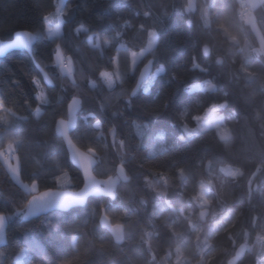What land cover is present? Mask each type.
I'll return each instance as SVG.
<instances>
[{
  "label": "trees",
  "instance_id": "1",
  "mask_svg": "<svg viewBox=\"0 0 264 264\" xmlns=\"http://www.w3.org/2000/svg\"><path fill=\"white\" fill-rule=\"evenodd\" d=\"M186 5L0 0V38L18 30L37 37L31 56L13 50L0 58V153L15 144L20 179L0 155V214L7 217L0 264H225L241 243L247 250L240 264H264V57L237 16L239 0H196L194 12ZM253 13L264 39V0ZM55 15L59 34L51 38L45 23ZM150 32L156 41L146 49ZM57 45L70 72L54 60ZM142 50L131 66V53ZM148 59L153 72L131 96ZM33 60L53 86L43 85ZM103 71L113 73V87L105 86ZM203 79L211 88L191 87ZM72 97L82 101L72 141L95 156L97 177L115 176L121 164L128 181L117 182L112 199L93 197L83 207L23 220L33 193L82 186L54 131ZM219 102L227 140L215 127L198 128V113ZM223 164L243 174L225 175ZM32 183L35 191L23 185ZM204 207L210 212L202 222L197 212ZM102 209L123 224L120 244L100 227Z\"/></svg>",
  "mask_w": 264,
  "mask_h": 264
},
{
  "label": "water",
  "instance_id": "2",
  "mask_svg": "<svg viewBox=\"0 0 264 264\" xmlns=\"http://www.w3.org/2000/svg\"><path fill=\"white\" fill-rule=\"evenodd\" d=\"M191 2L193 6L192 9L189 10L187 8L189 0H187V5L185 7L186 12L195 11L196 0H191ZM36 40L37 37L35 33L29 32L27 30L15 31L9 39L0 38V58L13 50H23L31 56L32 49ZM202 50L205 56L209 55V48L207 53H205L204 51V46ZM33 63L40 74L43 85L45 87L53 86L54 83L49 74L36 61L33 60ZM153 69L154 66L152 63V59H148L140 67L137 74L135 86L131 91V96H133V92L136 93L140 85L145 80H147V78L153 72ZM74 99L77 100L78 103H73ZM81 102V98L79 97H72L69 100V102L67 103V116L55 122L54 131L55 134L62 139L70 163L80 172L83 180L82 186L78 189L53 188L33 193L28 198L26 206L23 210L21 216L23 220L27 221L34 217L45 215L52 211L67 212L76 207H83L87 203L88 199L93 197H106L112 199L116 195L117 182L128 181V179H123V176H125L126 173L121 164L117 165L115 176H110L107 178L97 177L94 174V168L96 165L95 156L88 151L80 149L72 141L70 133L75 127L76 114L81 109ZM60 120H63V125L58 123ZM58 128L59 131H57ZM209 212L210 211L207 207L200 208L197 212L200 221L205 222L209 215ZM201 213H203V216L201 215ZM98 222L100 227L112 237L115 243L120 244L123 241V224L112 223L110 218L105 213L104 209L101 210ZM117 236H120L121 239L117 240ZM246 250V243L239 244L235 248L234 253L227 259L225 264H240L245 256Z\"/></svg>",
  "mask_w": 264,
  "mask_h": 264
},
{
  "label": "rangeland",
  "instance_id": "3",
  "mask_svg": "<svg viewBox=\"0 0 264 264\" xmlns=\"http://www.w3.org/2000/svg\"><path fill=\"white\" fill-rule=\"evenodd\" d=\"M59 1H62V0H59ZM245 4H246V2H245ZM250 12H251V10H250V7H249V11H246V16ZM45 28H46V33H47V36L48 37L53 38V37H57L58 36V34H59V24H58V20H57L56 15L55 16L48 17V19L46 20V23H45ZM95 40H96V43H98V38H95ZM155 41H156V33L155 32H150V37H149V41H148V44H147L146 49L153 47ZM90 42L93 43V37L92 36L90 37ZM256 50L259 53H261V54L264 53V39H263V37L260 39V42L258 43V47H257ZM58 53H59V56H58ZM143 54H144V50L139 51V52H132L131 53V66H133L135 64V62H136V59L138 60ZM54 60H55V62L57 64H60L63 61H66V58L64 57L63 53L61 52V50L59 48V45H57L55 47ZM67 64H68V66L62 68V70L63 71L70 72V64L68 62H67ZM159 71H161V68H159L155 72H159ZM103 72L108 73V76L107 77H102L101 76V73L102 72L100 73V77H101L102 81L104 82L105 86L107 88H109L108 87V84H107V80H108V78H111L112 87H113V85L115 83V77H114L113 73L110 72V71H103ZM209 85H211V83L208 80L203 79L201 81H198V82L193 83L191 85V87L192 88H208L209 89V88H211V87H209ZM41 95L43 96V99H39V97ZM38 99H39V104H41L45 100L44 92H43V90L41 88L38 91ZM221 104H224V102H219L218 104L211 105L208 108H206L205 110L200 111L198 113V115H197V121H198V128L200 130H205V129H208L210 127H215L217 129V132H218V135L219 136H221V134L222 133H225V132H227L228 134H230L229 129L227 127H225L224 125H222V118H221V116H218L215 113V109L218 106H220ZM0 107L3 108L2 105H0ZM38 110H39V106L36 108L35 111L37 112ZM11 145H12L11 148H9V145H7V147L5 148V150L2 151L0 153V155L2 157H4L5 161H7V165L9 166V170H10L11 174L13 175V177L18 182H20V179H19V162H18L17 157L14 156L10 160L6 156V154L9 155L10 152L14 149L13 147H14L15 144H11ZM221 169H224V171H221V172H223L225 175H231L232 172L239 171L238 168L232 167L229 164H223V165H221L220 166V170ZM23 185L27 189H29L31 191H35L36 190V184L35 183H32V184H23ZM205 189L206 188L201 187V189L199 191L200 203L202 205L206 204L204 201H206L207 198H208L207 195H206ZM201 194H203L202 197H201ZM6 220H7L6 215L0 214V230L1 231H4V225H5ZM261 242H264V239L263 238H261Z\"/></svg>",
  "mask_w": 264,
  "mask_h": 264
},
{
  "label": "clouds",
  "instance_id": "4",
  "mask_svg": "<svg viewBox=\"0 0 264 264\" xmlns=\"http://www.w3.org/2000/svg\"><path fill=\"white\" fill-rule=\"evenodd\" d=\"M192 2H191V0H189V3H188V5H187V8L189 9V10H191L192 9ZM233 42H235V41H233ZM204 51H205V53H207V51H208V46L207 45H205L204 46ZM217 62H219V59H218V61ZM161 71H163V68H161ZM101 76L102 77H107L108 76V73H105V72H102L101 73ZM107 84H108V87L109 88H111L112 87V81H111V78H108V80H107ZM209 87H211V85H209ZM135 94V92H133V95ZM39 99H43V96L41 95L40 97H39ZM73 103H78V101L77 100H73ZM225 105L224 104H221L220 105V107H224ZM71 107V106H70ZM59 124H62L63 123V120H60L59 122H58ZM96 127L97 128H99L100 127V124H99V122H97V124H96ZM57 131H59V128L57 129ZM230 138V134H228L227 132H225V133H222L221 134V136H220V139L221 140H227V139H229ZM9 145H11V144H9ZM12 146V145H11ZM221 171H224V169H221ZM121 172H122V169H121ZM243 173H242V171H236V172H232L231 173V175L233 176V177H236V176H238V175H242ZM123 179H125V180H127L128 179V177L125 175V176H123ZM201 187H203V185H201ZM202 195L203 194H201V197H202ZM205 203H209L208 201H204ZM201 215L203 216V213H201ZM121 239V237L120 236H117V240H120ZM0 242H3V236L2 235H0Z\"/></svg>",
  "mask_w": 264,
  "mask_h": 264
},
{
  "label": "crops",
  "instance_id": "5",
  "mask_svg": "<svg viewBox=\"0 0 264 264\" xmlns=\"http://www.w3.org/2000/svg\"><path fill=\"white\" fill-rule=\"evenodd\" d=\"M246 2V4L250 7L251 12L246 16V19L244 20L249 26L250 28L253 30V32L255 33L258 43L260 42V39L262 38L261 32L255 22V16L253 13V9L256 8L257 6L261 5L263 0H244ZM255 52L257 53V55H262L264 57V53H259L257 50H255ZM0 235L3 236V242H4V231L0 230ZM3 242H0L3 243Z\"/></svg>",
  "mask_w": 264,
  "mask_h": 264
},
{
  "label": "built area",
  "instance_id": "6",
  "mask_svg": "<svg viewBox=\"0 0 264 264\" xmlns=\"http://www.w3.org/2000/svg\"><path fill=\"white\" fill-rule=\"evenodd\" d=\"M246 11H249V7L245 4L244 0H239V7L237 9V16L239 20H245L246 19ZM64 67L68 66V64L64 61ZM14 149L10 152V154H6L7 158L11 160L14 156H16V148L15 145L13 147ZM4 151V150H3ZM4 154V153H3Z\"/></svg>",
  "mask_w": 264,
  "mask_h": 264
},
{
  "label": "snow or ice",
  "instance_id": "7",
  "mask_svg": "<svg viewBox=\"0 0 264 264\" xmlns=\"http://www.w3.org/2000/svg\"><path fill=\"white\" fill-rule=\"evenodd\" d=\"M58 56H59V53H58ZM64 123V122H63ZM63 123H62V125H63ZM9 148H11V145H9Z\"/></svg>",
  "mask_w": 264,
  "mask_h": 264
}]
</instances>
